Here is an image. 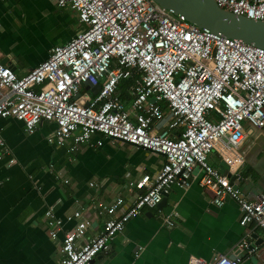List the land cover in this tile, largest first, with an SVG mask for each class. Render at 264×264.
Listing matches in <instances>:
<instances>
[{"label": "built area", "instance_id": "2783aa9c", "mask_svg": "<svg viewBox=\"0 0 264 264\" xmlns=\"http://www.w3.org/2000/svg\"><path fill=\"white\" fill-rule=\"evenodd\" d=\"M214 2L236 16L264 21V0ZM58 3L76 11L86 28L54 47L47 60L23 77L0 61V119L23 122L29 134L41 123L53 122L56 128L48 143H71L70 151L102 135L112 143H128L164 157L155 175L129 182L137 190L131 205L118 197L100 206L108 219L88 240L93 221L83 210L61 219L53 208L46 209L51 240L63 234L60 264H100L93 260L131 219L156 208L172 185L189 188L197 168L203 172L199 185L212 194V205L221 207L227 198L233 199L241 212L239 224L264 232V197L248 200L228 177L245 162L240 150L246 137L243 123L264 128V49L200 29L153 0ZM132 77V102L126 108L119 86ZM96 86L95 96L82 93ZM96 145L102 146L103 140ZM212 153L228 166L227 173L208 162ZM7 155L0 134V159ZM65 221L76 224L65 231ZM166 223L174 225L171 214ZM240 248L255 252L245 242ZM240 262V257L218 254L211 263L191 257L188 264Z\"/></svg>", "mask_w": 264, "mask_h": 264}, {"label": "crops", "instance_id": "0c3cea01", "mask_svg": "<svg viewBox=\"0 0 264 264\" xmlns=\"http://www.w3.org/2000/svg\"><path fill=\"white\" fill-rule=\"evenodd\" d=\"M58 1L0 0V61L18 76L27 75L48 59L54 47L67 44L85 30L76 11L69 5L60 7ZM130 88V98L122 100L126 108L132 102ZM82 93L95 96L89 88ZM244 123L246 137L240 150L245 162L233 175H239L235 184L242 194L256 200L264 197V128ZM55 128V123L43 122L29 134L23 122L0 119V134L9 150L0 159V264H60L63 234L58 241L51 240L46 209L53 208L61 219L83 210L93 221L86 233L88 240L101 232L108 219L100 206L110 205L118 197L131 205L137 190L129 182H137L143 175L152 177L164 160L162 155L128 143H112L102 135L92 144L70 151L71 143H48ZM100 139L103 145L99 147L96 141ZM208 162L223 173L228 170L215 153ZM202 173L195 169L189 188L172 185L164 206L146 208L131 219L96 262L188 264L191 257H197L211 263L223 254L240 257L239 264H264L263 230L252 224L242 227L239 205L231 198L221 207L212 205V194L199 185ZM170 214L173 226L166 223ZM75 224L65 221L64 230ZM243 242L255 252L241 249Z\"/></svg>", "mask_w": 264, "mask_h": 264}, {"label": "water", "instance_id": "95a60500", "mask_svg": "<svg viewBox=\"0 0 264 264\" xmlns=\"http://www.w3.org/2000/svg\"><path fill=\"white\" fill-rule=\"evenodd\" d=\"M153 1L161 8L173 12L175 16L184 17L185 20L200 29H207L214 34L239 40L245 44L264 49V21L249 19L245 16H236L220 8L214 0ZM2 63L5 64L4 61ZM90 89L94 94H97L99 86ZM228 177L230 178V182L238 188L235 181L239 178V175L228 174ZM167 197V195H164L161 203L157 207L164 206Z\"/></svg>", "mask_w": 264, "mask_h": 264}, {"label": "trees", "instance_id": "16d2710c", "mask_svg": "<svg viewBox=\"0 0 264 264\" xmlns=\"http://www.w3.org/2000/svg\"><path fill=\"white\" fill-rule=\"evenodd\" d=\"M133 79H134V77L128 78V79H124V80H122V82H121V84L119 86L120 90L123 92L122 95H121L123 101L124 100L126 101V100H128L130 98V96L128 95V90L127 89L130 88L131 84L133 83Z\"/></svg>", "mask_w": 264, "mask_h": 264}, {"label": "rangeland", "instance_id": "374dc122", "mask_svg": "<svg viewBox=\"0 0 264 264\" xmlns=\"http://www.w3.org/2000/svg\"><path fill=\"white\" fill-rule=\"evenodd\" d=\"M244 125H245V123H244Z\"/></svg>", "mask_w": 264, "mask_h": 264}]
</instances>
